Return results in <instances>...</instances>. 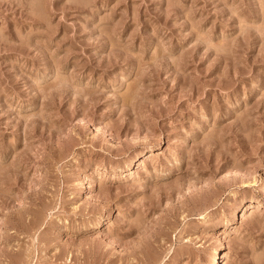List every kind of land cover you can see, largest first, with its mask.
<instances>
[{"label":"rangeland","instance_id":"obj_1","mask_svg":"<svg viewBox=\"0 0 264 264\" xmlns=\"http://www.w3.org/2000/svg\"><path fill=\"white\" fill-rule=\"evenodd\" d=\"M212 263L264 264V0H0V264Z\"/></svg>","mask_w":264,"mask_h":264},{"label":"bare ground","instance_id":"obj_2","mask_svg":"<svg viewBox=\"0 0 264 264\" xmlns=\"http://www.w3.org/2000/svg\"><path fill=\"white\" fill-rule=\"evenodd\" d=\"M247 209H248V207H247ZM242 211H244V210H242ZM253 213V212H252ZM237 216V215H236ZM239 217V216H238ZM223 248H224V246H223ZM226 253V252H225ZM223 255V254H222ZM226 255V254H225ZM217 257V256H216ZM225 257V256H224ZM227 257V256H226ZM225 257V258H226ZM222 258V257H221ZM215 260H216V258H215ZM213 264V263H212Z\"/></svg>","mask_w":264,"mask_h":264}]
</instances>
